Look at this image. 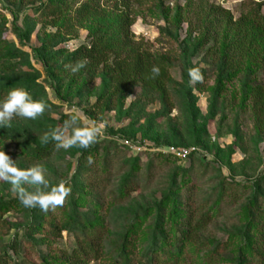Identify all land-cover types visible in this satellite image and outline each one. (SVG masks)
I'll return each instance as SVG.
<instances>
[{
    "label": "rangeland",
    "instance_id": "obj_1",
    "mask_svg": "<svg viewBox=\"0 0 264 264\" xmlns=\"http://www.w3.org/2000/svg\"><path fill=\"white\" fill-rule=\"evenodd\" d=\"M54 3L0 0V94L23 88L45 104L35 119L13 117L0 127V150L19 169L44 170L47 187L26 183L25 191L63 181L70 192L46 210L25 207L0 179V257L71 264L80 230L90 228L102 239L99 259L89 264H119V247L141 264H261L264 134L252 94L264 87V29L256 28L264 0H138L134 39L124 51L166 65V97L141 84L115 95L103 67L74 72V51L89 46L102 25L115 34L117 17L111 3L106 18L82 28L74 11L36 18ZM67 42L77 49L66 50ZM66 122V140L79 132L88 142L90 134L86 148L41 143ZM50 148V156L37 158ZM171 148L196 151L179 158ZM68 217L76 227L49 234Z\"/></svg>",
    "mask_w": 264,
    "mask_h": 264
},
{
    "label": "trees",
    "instance_id": "obj_2",
    "mask_svg": "<svg viewBox=\"0 0 264 264\" xmlns=\"http://www.w3.org/2000/svg\"><path fill=\"white\" fill-rule=\"evenodd\" d=\"M75 3V0H56V3L36 12V18L52 17L54 20H59L65 17L69 11H74L75 21L82 28L92 20L106 18L110 13L107 6L112 3L111 10L117 20L110 25L115 34L111 33V30H107L106 27L103 28L104 25H102V28L92 35L89 46H82L74 51L72 69L77 68L79 64L83 65L74 72H79L81 69L93 71L103 67L106 76L113 85V94L115 95L127 92L135 84H141L166 97L169 78L166 65L148 53L134 49L126 53L124 51L131 46L134 39L131 28L135 23V12L132 6L138 3V0H84L82 2L78 0V4ZM256 28L264 29V22L256 20ZM112 58L113 65L111 66ZM154 68L158 69V72H153ZM10 90V88L6 89L5 93L0 94V98L5 97ZM252 97L257 128L260 133L264 134V87L256 86ZM53 149L40 150L37 158L42 159L50 156ZM61 220L58 219L50 226V235L57 237L70 226H77L73 217H68L64 224L60 225ZM183 226L187 229L188 235L191 231V222L187 221ZM80 231L82 234L76 243L77 247L69 257L71 264H89L91 259H99L102 233H97L90 228H87L85 232ZM118 250L120 251L119 264H141V259L134 253H126V248L119 247ZM0 264H7L5 258L0 257ZM261 264H264V261H261Z\"/></svg>",
    "mask_w": 264,
    "mask_h": 264
},
{
    "label": "clouds",
    "instance_id": "obj_3",
    "mask_svg": "<svg viewBox=\"0 0 264 264\" xmlns=\"http://www.w3.org/2000/svg\"><path fill=\"white\" fill-rule=\"evenodd\" d=\"M78 67H83V65L79 64L77 68L72 70L76 71ZM153 72H158V69L154 68ZM195 72L196 70H190V77H195ZM130 98L131 96L126 99ZM44 109L45 104L42 101L33 100L25 89L13 88L3 99H0V127H6L13 117L35 119ZM68 127L69 122H66L63 128H56L50 134L45 133L41 138V143H47L49 139L54 140L57 142V150L66 149L76 144L86 148L88 143L91 142L90 134H88V142L80 139L81 133L79 132H74L72 138L66 140L65 133ZM15 161L4 150H0V179L8 181L13 186V191L19 196L20 202L25 207L39 206L42 210H46L49 206L54 207L63 203L64 198L70 192V189L65 187V182L61 181L48 191H25L22 185L26 183L47 187L44 170L39 166L19 169Z\"/></svg>",
    "mask_w": 264,
    "mask_h": 264
},
{
    "label": "built area",
    "instance_id": "obj_4",
    "mask_svg": "<svg viewBox=\"0 0 264 264\" xmlns=\"http://www.w3.org/2000/svg\"><path fill=\"white\" fill-rule=\"evenodd\" d=\"M77 43L75 42H67L65 43L64 45V48L66 50H69V51H74L76 50L77 46H76ZM196 150L195 149H192V150H188V149H174V148H171L169 149V153L172 154V155H175L179 158H186L188 156H190L193 152H195Z\"/></svg>",
    "mask_w": 264,
    "mask_h": 264
}]
</instances>
